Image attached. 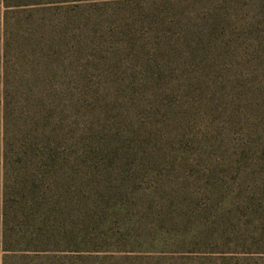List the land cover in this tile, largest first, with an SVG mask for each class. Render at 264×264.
<instances>
[{
  "label": "rangeland",
  "instance_id": "374dc122",
  "mask_svg": "<svg viewBox=\"0 0 264 264\" xmlns=\"http://www.w3.org/2000/svg\"><path fill=\"white\" fill-rule=\"evenodd\" d=\"M76 4L60 62L91 221L79 222L69 261L244 264L260 244L248 206L259 195L241 155L255 122L247 107L261 75L264 0ZM5 10L0 0V225ZM58 17L8 14L10 66L28 21Z\"/></svg>",
  "mask_w": 264,
  "mask_h": 264
},
{
  "label": "trees",
  "instance_id": "16d2710c",
  "mask_svg": "<svg viewBox=\"0 0 264 264\" xmlns=\"http://www.w3.org/2000/svg\"><path fill=\"white\" fill-rule=\"evenodd\" d=\"M76 2L4 0L5 171L0 264H73L68 251L81 247L76 245L79 222L91 219L87 204L80 199L85 197L76 176L81 156L74 135L73 109L66 103L69 97L73 102L72 92L60 62L65 32L74 24L71 9ZM37 8L45 14L55 10L59 17L53 24L29 20L24 30L25 47L14 54L19 56L17 66H10L14 48L8 37V14L27 12L31 17ZM258 67L261 75L250 91L247 107L248 117H255V122L243 146L241 161L246 167L245 177L253 182L252 193L259 195L257 200L251 198L248 206L260 244L248 252L251 258H241L244 264L256 259L264 264V54L259 56Z\"/></svg>",
  "mask_w": 264,
  "mask_h": 264
}]
</instances>
